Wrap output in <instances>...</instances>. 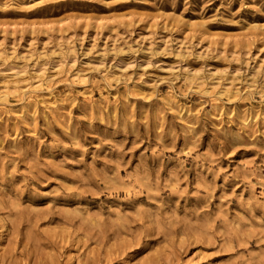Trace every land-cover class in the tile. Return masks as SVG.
<instances>
[{
    "label": "rangeland",
    "instance_id": "374dc122",
    "mask_svg": "<svg viewBox=\"0 0 264 264\" xmlns=\"http://www.w3.org/2000/svg\"><path fill=\"white\" fill-rule=\"evenodd\" d=\"M0 264H264V0H0Z\"/></svg>",
    "mask_w": 264,
    "mask_h": 264
}]
</instances>
